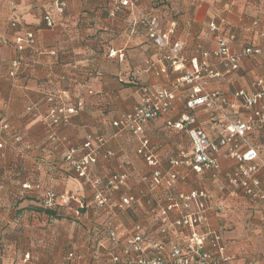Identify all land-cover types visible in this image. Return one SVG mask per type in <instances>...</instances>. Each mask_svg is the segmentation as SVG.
<instances>
[{"label":"crops","instance_id":"obj_1","mask_svg":"<svg viewBox=\"0 0 264 264\" xmlns=\"http://www.w3.org/2000/svg\"><path fill=\"white\" fill-rule=\"evenodd\" d=\"M66 1L68 7L58 27L47 29L43 12L53 0H0V264H109L108 249L98 247L96 241L105 237L97 231L108 218L128 227L142 224L151 231L160 225L155 217L166 205L167 188L161 185L145 195L141 177L150 175L154 167L137 154L135 135L118 133L112 126L138 103L137 79L172 89L183 74L157 77L144 71L150 62L161 65L163 51L149 39L140 23L142 14L156 15L162 30H174L172 38L184 44L183 55L189 61L217 48L216 33L208 26L212 21L226 22L223 31L233 36L230 47L234 53L249 46L261 50L259 55L244 57L235 72L209 82L211 90L222 92L235 105L230 110L234 118L251 120L253 112L235 95L238 91L254 93L257 81H264V0H137L134 10L122 6L120 0ZM12 15L18 16L22 27H10ZM24 28L37 31V52L29 48L22 53L24 62L12 78L8 75L11 63L19 55L14 39ZM110 52L116 55L110 56ZM211 62L224 71L214 57ZM187 69H192L190 62ZM185 85L173 109L147 126L146 135L156 146L163 172L170 168L169 158L192 149L187 132L168 127V120L178 121L183 113H193L196 126L211 138L219 137L220 128L213 124L208 109H187L184 97L192 85ZM79 102L83 105L78 112L57 113L59 122L53 123L52 110H66ZM2 121L8 123V130L2 128ZM256 127L248 139L258 148L260 159L246 166L259 164L255 176L264 185V126ZM90 133L106 136L116 152L115 157L100 158L92 175L106 179L125 169L123 157L132 161L129 183L116 198L133 195L137 197L134 207L111 214L99 213L95 206L82 207L92 200L93 190L75 175L65 156L69 150L81 148ZM236 145L241 152L247 148L240 139ZM230 147L223 146L216 154L217 180L212 172L197 174L181 167L184 179L177 183L176 192H211L209 225L222 236L227 254L235 264H264V207L241 190L219 192L226 175L240 163L229 155ZM49 187L58 195L72 196L69 205L58 204L60 217L39 210L43 206L38 190ZM177 216L176 212L170 214L171 219ZM187 233L170 235L181 243ZM27 252L32 255L29 263L23 261ZM71 252L75 259H68Z\"/></svg>","mask_w":264,"mask_h":264},{"label":"built area","instance_id":"obj_2","mask_svg":"<svg viewBox=\"0 0 264 264\" xmlns=\"http://www.w3.org/2000/svg\"><path fill=\"white\" fill-rule=\"evenodd\" d=\"M122 6L138 9L137 0H120ZM14 7L15 4L13 3ZM68 7L66 0H53L51 5L43 12L45 28L55 29L58 27L59 18L65 14ZM140 23L146 28L151 42L163 51L161 65L149 63L144 70L152 72L157 77L170 72H183L178 78L174 88L159 87L151 84H142L138 79L134 82L138 103L134 108L122 113L120 117L112 122V126L120 132L130 133L137 137L139 147L137 154L145 160L147 165L154 167L150 175H143L142 182L145 184L147 194L155 192L159 186L167 188L166 205L159 208L155 221L160 225L151 231L142 224L128 227L125 223H118L108 218L100 231L105 234L102 239H96L97 246L108 249L109 264H235L234 259L227 254L226 246L223 244L222 236L214 231L209 225L208 212L210 210V199L213 194L206 191H182L176 192V185L180 179H184L181 167L189 168L193 173L203 174L212 172V177L217 180L219 177V163L216 154L223 146L230 145L229 155L239 160L238 167L226 175V183L220 185L219 192L225 193L228 189L241 190L246 197L252 201L259 202L264 207V185H261L255 174L258 163L246 166V163L258 161L260 159L258 148L251 145L248 135L255 130L257 125L264 126V81L258 80L254 93L238 91L235 95L243 99V107L253 112L250 121L243 122L237 117L234 118L230 110L235 105L220 91L210 89L211 79H220L224 73H232L241 65L244 57L261 54L259 48L249 46L241 52H233L230 42L233 36H227L223 31L228 26L225 21L217 23L212 21L208 24L210 31L216 33L217 48L214 51L201 53L200 58H192L190 61L183 55L184 44L179 40H174L172 35L174 30H162L158 17L152 14H142ZM12 29L22 27L21 21L16 15L10 18ZM256 26L257 23H254ZM22 34L16 35L14 46L19 55L11 63L9 71L10 77L15 78L24 62L22 53L26 49L37 52V31L23 30ZM264 37V29H263ZM116 55L110 52V56ZM214 57L218 65L223 66L224 71L215 69L216 64L211 62ZM190 62L192 69H187ZM139 73L138 71H136ZM185 84L192 85L191 92L184 97L187 109L192 111L198 106H203L211 113V120L214 125L220 128L219 137L211 138L204 128L196 126L197 117L193 113H183L178 121L168 120L166 125L175 130L187 132L192 149L190 151L180 150L176 156H172L169 161L170 168L163 172L161 170L162 160L157 154V149L151 143L147 134V126L150 123L158 122L163 114L170 112L177 101L182 87ZM54 98L48 97L49 101ZM64 108L51 111L53 123L57 124L59 118L57 113L66 111L67 114H75L82 106ZM32 109V108H31ZM30 109V110H31ZM221 123H219V121ZM2 128L9 129L8 123L2 121ZM246 144V150L241 152L236 145L237 140ZM81 148L71 149L65 156L75 175L82 179L93 190L92 200L82 207L95 206L99 213L106 214L122 212L136 205L137 197L124 194L120 198L116 195L125 188L131 177L132 161L123 157V167L119 173L111 174L103 179L92 175L91 169L100 158H112L116 152L109 146L106 136L90 133L82 143ZM0 148L2 144L0 143ZM31 189L30 186L24 185ZM38 197L41 204L46 208H52L56 204L69 205L72 196L58 195L53 188L38 190ZM92 207V208H93ZM176 212L177 218L171 219L170 214ZM201 228H205L203 231ZM184 235L181 243L173 239L170 233ZM108 243L111 245L108 247ZM76 255L71 252L68 259H75ZM264 258V253L262 254ZM32 260L30 252L25 253L23 261L29 263ZM57 264V263H51ZM253 264V263H246Z\"/></svg>","mask_w":264,"mask_h":264},{"label":"trees","instance_id":"obj_3","mask_svg":"<svg viewBox=\"0 0 264 264\" xmlns=\"http://www.w3.org/2000/svg\"><path fill=\"white\" fill-rule=\"evenodd\" d=\"M43 206V205H42ZM40 211L44 212L45 214L47 215H50V216H54V217H60L58 216L57 212L59 210V206L58 204H56L54 207L52 208H46L45 206H43V208H40L39 209Z\"/></svg>","mask_w":264,"mask_h":264}]
</instances>
